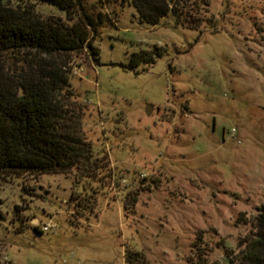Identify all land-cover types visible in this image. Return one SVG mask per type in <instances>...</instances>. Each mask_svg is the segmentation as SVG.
Returning <instances> with one entry per match:
<instances>
[{
    "label": "rangeland",
    "instance_id": "1",
    "mask_svg": "<svg viewBox=\"0 0 264 264\" xmlns=\"http://www.w3.org/2000/svg\"><path fill=\"white\" fill-rule=\"evenodd\" d=\"M176 1L186 16L157 26L131 0H86L72 17L94 19L98 55L56 61L109 168L0 178V264H128L130 250L229 264L250 236L264 205V0Z\"/></svg>",
    "mask_w": 264,
    "mask_h": 264
},
{
    "label": "trees",
    "instance_id": "2",
    "mask_svg": "<svg viewBox=\"0 0 264 264\" xmlns=\"http://www.w3.org/2000/svg\"><path fill=\"white\" fill-rule=\"evenodd\" d=\"M85 1L0 0V178L73 171L84 180L106 175L107 157L95 154L83 132L84 106L72 76L56 61L85 50L96 60L94 19L85 12L72 23V17L85 10ZM131 2L142 21L152 26L170 14L186 16L176 0ZM40 3L65 12L67 20L42 16L36 11ZM257 211L250 236L228 255L229 264H264V205ZM204 256L192 264H209L206 252ZM126 257L128 264H150L138 251L130 250Z\"/></svg>",
    "mask_w": 264,
    "mask_h": 264
}]
</instances>
